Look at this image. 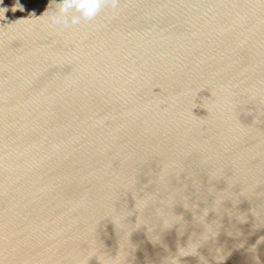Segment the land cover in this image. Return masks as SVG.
<instances>
[{"label":"water","instance_id":"1","mask_svg":"<svg viewBox=\"0 0 264 264\" xmlns=\"http://www.w3.org/2000/svg\"><path fill=\"white\" fill-rule=\"evenodd\" d=\"M16 2L0 264H264V0H121L59 33Z\"/></svg>","mask_w":264,"mask_h":264},{"label":"clouds","instance_id":"2","mask_svg":"<svg viewBox=\"0 0 264 264\" xmlns=\"http://www.w3.org/2000/svg\"><path fill=\"white\" fill-rule=\"evenodd\" d=\"M2 3V0H0ZM52 5H55V10L49 16L48 27L55 32L71 31L72 29L78 28L82 23L92 25L94 21H97L101 17L102 13L107 10L112 15H116L119 11L121 0H50ZM24 6L17 0L13 6L12 11H24ZM6 8H0V18L5 19ZM148 201L142 198H137L135 201V211L122 218H118L121 222H130V217L135 215V223L139 219L138 213H142L148 208ZM115 211V210H114ZM131 211V210H130ZM117 219L112 220V224L116 225ZM132 223V224H135ZM191 256V253H186L185 257ZM117 258L113 257V261Z\"/></svg>","mask_w":264,"mask_h":264}]
</instances>
